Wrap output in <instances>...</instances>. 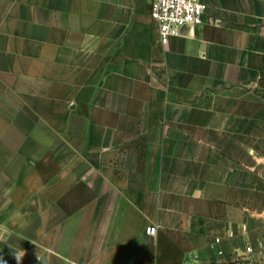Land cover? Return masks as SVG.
<instances>
[{
	"label": "crops",
	"instance_id": "obj_1",
	"mask_svg": "<svg viewBox=\"0 0 264 264\" xmlns=\"http://www.w3.org/2000/svg\"><path fill=\"white\" fill-rule=\"evenodd\" d=\"M202 1L0 0V264H264V0Z\"/></svg>",
	"mask_w": 264,
	"mask_h": 264
},
{
	"label": "built area",
	"instance_id": "obj_2",
	"mask_svg": "<svg viewBox=\"0 0 264 264\" xmlns=\"http://www.w3.org/2000/svg\"><path fill=\"white\" fill-rule=\"evenodd\" d=\"M204 10L202 0H151V16L158 23L160 43L166 44L172 36L180 35L185 26H197L204 20L214 22L213 17H204ZM145 232L154 234L156 226H146ZM244 250L250 252L252 247L246 245ZM218 252L222 253L221 250Z\"/></svg>",
	"mask_w": 264,
	"mask_h": 264
}]
</instances>
